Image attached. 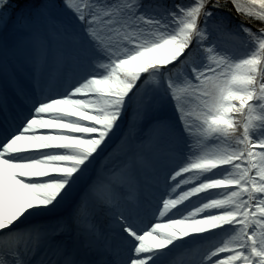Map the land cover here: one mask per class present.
I'll use <instances>...</instances> for the list:
<instances>
[{
  "label": "snow or ice",
  "instance_id": "snow-or-ice-1",
  "mask_svg": "<svg viewBox=\"0 0 264 264\" xmlns=\"http://www.w3.org/2000/svg\"><path fill=\"white\" fill-rule=\"evenodd\" d=\"M0 264H264V0H0Z\"/></svg>",
  "mask_w": 264,
  "mask_h": 264
},
{
  "label": "trees",
  "instance_id": "trees-1",
  "mask_svg": "<svg viewBox=\"0 0 264 264\" xmlns=\"http://www.w3.org/2000/svg\"><path fill=\"white\" fill-rule=\"evenodd\" d=\"M241 4L243 5L245 3V0H240Z\"/></svg>",
  "mask_w": 264,
  "mask_h": 264
},
{
  "label": "bare ground",
  "instance_id": "bare-ground-1",
  "mask_svg": "<svg viewBox=\"0 0 264 264\" xmlns=\"http://www.w3.org/2000/svg\"><path fill=\"white\" fill-rule=\"evenodd\" d=\"M185 214H186V212H185ZM161 222L163 223V222H166V220H161Z\"/></svg>",
  "mask_w": 264,
  "mask_h": 264
}]
</instances>
